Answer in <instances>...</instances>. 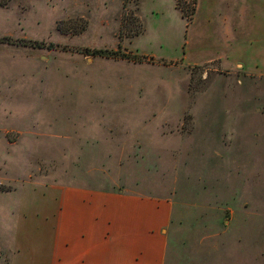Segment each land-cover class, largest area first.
Returning <instances> with one entry per match:
<instances>
[{
  "label": "rangeland",
  "instance_id": "obj_1",
  "mask_svg": "<svg viewBox=\"0 0 264 264\" xmlns=\"http://www.w3.org/2000/svg\"><path fill=\"white\" fill-rule=\"evenodd\" d=\"M201 30L202 0H0V198L139 195L170 205L164 264H264V77Z\"/></svg>",
  "mask_w": 264,
  "mask_h": 264
},
{
  "label": "crops",
  "instance_id": "obj_2",
  "mask_svg": "<svg viewBox=\"0 0 264 264\" xmlns=\"http://www.w3.org/2000/svg\"><path fill=\"white\" fill-rule=\"evenodd\" d=\"M201 31L205 61L264 77V0H202ZM0 199V264H164L172 220L161 201L78 186Z\"/></svg>",
  "mask_w": 264,
  "mask_h": 264
},
{
  "label": "trees",
  "instance_id": "obj_3",
  "mask_svg": "<svg viewBox=\"0 0 264 264\" xmlns=\"http://www.w3.org/2000/svg\"><path fill=\"white\" fill-rule=\"evenodd\" d=\"M2 39H5V41H12V39L10 37H4ZM29 44L31 46H41V43L40 42H37V41H30ZM83 52H85L86 54H89V55H93V56H99V57H105V58H109V57H116L117 55H120L122 57L126 56L124 53H120L118 51H113V50H107V49H95V48H85L83 50Z\"/></svg>",
  "mask_w": 264,
  "mask_h": 264
}]
</instances>
